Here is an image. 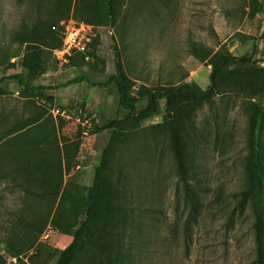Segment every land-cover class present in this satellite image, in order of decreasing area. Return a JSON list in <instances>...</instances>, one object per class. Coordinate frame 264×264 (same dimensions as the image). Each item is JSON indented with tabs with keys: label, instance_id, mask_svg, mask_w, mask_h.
<instances>
[{
	"label": "rangeland",
	"instance_id": "rangeland-1",
	"mask_svg": "<svg viewBox=\"0 0 264 264\" xmlns=\"http://www.w3.org/2000/svg\"><path fill=\"white\" fill-rule=\"evenodd\" d=\"M50 1L0 0V55L19 54L9 62L13 68L0 66V88L7 92L0 98V112L21 119L44 107L54 120L61 149L81 143L77 165L64 176L68 201L86 195L109 142L110 132L94 133L95 127L127 114L119 105L114 84L107 81L116 72L117 60L134 84L132 97L142 86L193 84L206 90L211 67L193 55L194 47L250 58L255 64L244 69H264V16L258 13L249 18L250 0H117L119 13L111 33L106 26H98L93 46L73 54L72 64H63L54 51L43 50V70L32 78L21 69L24 47L15 40L22 26L47 20ZM59 31L54 30L57 38ZM20 73L30 87L45 91L23 94L17 81L9 79ZM49 97L52 102L47 101ZM250 102L264 107L262 96L248 98L223 87L212 108L204 104L196 111L188 152L201 188L192 182L197 190L193 206L178 178L169 135L157 128L164 122L163 101L152 117L133 128L126 143L116 147L109 177L123 195L116 219L121 244L113 247L110 264H256L254 217L238 195L246 182ZM145 105L146 98L138 99V109ZM15 119L0 124V132ZM258 141L264 170V119ZM70 154L73 148L68 149ZM20 196L10 182H0V264H55L71 236L55 232L44 240L41 234L30 250L15 257L7 253L4 242L15 244L13 240L22 236L15 225L23 205ZM261 203L264 212V183ZM84 256L85 260L73 264H104L95 254Z\"/></svg>",
	"mask_w": 264,
	"mask_h": 264
},
{
	"label": "trees",
	"instance_id": "trees-1",
	"mask_svg": "<svg viewBox=\"0 0 264 264\" xmlns=\"http://www.w3.org/2000/svg\"><path fill=\"white\" fill-rule=\"evenodd\" d=\"M41 2L44 0H40ZM48 8L47 20H37L33 25L22 26L15 43L24 47L20 56V66L29 77H36L43 70V50L55 51L62 44V27L60 21L73 18L98 28H112L118 16L117 0H52ZM80 4L82 11H80ZM42 11L43 6L38 4ZM258 13L264 16V2L250 0L249 18ZM72 14V15H71ZM56 27L60 34L55 35ZM93 39V38H92ZM93 46L91 43L89 47ZM193 55L211 67L210 86L201 90L193 84H181L175 87L146 88L141 87L132 97L133 82L127 77L122 64L116 61V72L107 81L113 83L118 102L127 114L122 119L111 120L95 127L94 133L109 131L110 139L103 150L98 165L94 169L92 185L86 195L68 201L64 176L70 168L77 165L76 155L81 143L79 141L60 148L56 127L49 110L39 107L29 118L15 119V115L0 112V124L15 119L13 125L0 132V182H10L12 189L21 195L22 210L17 225L21 237L15 242H4L7 253L15 255L30 250L46 227L60 235L71 236V242L60 252L55 264H73L78 259L85 260V253L95 254L102 263H111L113 247L121 244L116 232L119 204L123 195L113 187L109 172L113 153L118 145L129 140L130 134L141 122L152 117L159 109V102H164V122L157 128L169 135L170 148L177 166L178 178L183 186L188 202L196 204L197 192L194 184L201 188L193 168L192 156L188 149L194 134L196 111L204 104L214 106V99L222 93V88L236 90L248 98L264 97V69L253 67L250 58L235 57L211 50L200 51L192 48ZM82 54V53H79ZM10 56L0 55V66L10 64ZM72 64V58H70ZM234 65L230 71L229 67ZM23 88V94H40L44 88H32L20 74L9 76ZM3 78L0 79V85ZM7 94L0 88L1 96ZM34 95V94H32ZM146 98V105L138 109V99ZM52 102L53 98H47ZM64 111V110H61ZM248 113V155L245 160V186L239 192L241 203L250 206L254 217L253 230L256 243V264H264V212L261 203V188L264 183L263 152L258 141V132L264 119V107L260 103L250 102ZM73 154L68 155V149ZM194 182V184L192 183ZM201 192V189H199ZM83 216V218H81ZM17 247V248H15ZM104 261V262H103ZM0 263L3 259L0 258Z\"/></svg>",
	"mask_w": 264,
	"mask_h": 264
},
{
	"label": "built area",
	"instance_id": "built-area-1",
	"mask_svg": "<svg viewBox=\"0 0 264 264\" xmlns=\"http://www.w3.org/2000/svg\"><path fill=\"white\" fill-rule=\"evenodd\" d=\"M61 27L62 44L54 53L59 62L67 64L73 54L86 52L97 28L73 18L64 20ZM108 30L111 33V29L109 28ZM62 115L65 116L64 113ZM77 120L80 121L79 118ZM53 233L55 232L48 227L42 233L41 238L46 240Z\"/></svg>",
	"mask_w": 264,
	"mask_h": 264
}]
</instances>
